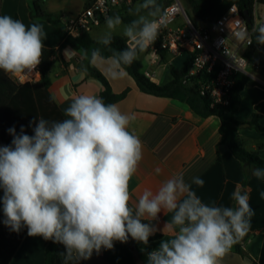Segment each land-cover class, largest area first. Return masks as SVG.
I'll return each instance as SVG.
<instances>
[{
	"label": "clouds",
	"instance_id": "9594fccd",
	"mask_svg": "<svg viewBox=\"0 0 264 264\" xmlns=\"http://www.w3.org/2000/svg\"><path fill=\"white\" fill-rule=\"evenodd\" d=\"M229 11L237 13L236 5ZM129 14L135 18L128 23L118 12L105 17L96 43L110 56L101 47L82 52L91 64L110 61L106 72L112 79L122 78L125 66L138 60L168 25L160 0H137ZM227 27L229 35L218 43L235 63L226 47L230 39L244 49L264 45V23L254 22L249 29L237 15ZM117 33L126 40L124 49L111 47ZM47 35L39 22L0 15V71L24 80L41 64ZM72 51L65 49L64 55ZM62 111L63 119L30 120L32 135L24 125L19 132L10 127L11 143L0 145L2 222L10 231L26 228L29 237L63 245L62 264H80L129 238L148 245L157 232L164 236L158 221L165 212L171 213L165 222L170 238L147 252V264H220L250 232L255 211L241 186L231 193L230 206L206 203L194 189L204 180H186L179 173L133 201L130 181L143 158V143L130 130L134 113L88 93L76 95ZM251 176L264 180V167L252 168ZM260 195L264 199V191Z\"/></svg>",
	"mask_w": 264,
	"mask_h": 264
},
{
	"label": "crops",
	"instance_id": "0c3cea01",
	"mask_svg": "<svg viewBox=\"0 0 264 264\" xmlns=\"http://www.w3.org/2000/svg\"><path fill=\"white\" fill-rule=\"evenodd\" d=\"M42 1L47 12L68 18L77 16L86 6V0ZM56 1L60 2L56 3ZM0 4L2 9L4 8L1 15H11L25 24L39 22L44 25V30L48 34L45 40L46 48L57 50L50 72L52 81L50 92L61 110L66 108L70 100L78 94L88 93L100 96L103 91L100 81L82 71L84 65L89 64L101 71L108 79L114 93L120 94L128 90L127 96L116 104L122 112L136 115L130 130L134 131L143 143V158L137 173L130 181L133 201L145 189L156 191L164 180L179 173H184L186 180H190L192 176H199L204 180L203 187L194 186V189L206 203L214 202L217 205L230 206L233 203L230 199L231 193L241 186L249 193L250 204L255 211L251 230L240 241L246 256L238 254L232 248L220 264H264V199L260 195L264 191V180L251 176V167L250 178L244 186L245 165L226 145L221 144V120L218 116L204 118L186 103L142 92L125 69V75L122 78L112 79L106 72L110 61H97L91 64L83 56L84 50H78L70 45L63 47L65 40L50 22L32 18V5L29 0H0ZM6 7L7 12H5ZM134 7L135 5L130 9ZM61 26L63 28L62 23ZM98 27L90 32L93 38V32ZM65 49L73 51L64 55ZM142 56H146L148 64L144 71L155 70L158 77L155 83L166 84L172 80L169 71L171 64L183 55L173 57L166 54L161 61L157 62L153 53L145 50L139 56V60L144 65ZM253 58L264 60V52L255 54ZM251 67L255 68V74L264 79V64L259 66L255 62L250 64V69ZM157 71L161 72L160 76ZM259 85L257 83L245 86L241 93V105L236 117L240 122L242 144L248 150L257 151L264 159V131H256L249 122L251 116L257 113L258 122L264 126V110H256L258 105L264 104V89ZM262 107L264 109V105ZM157 168L160 169L159 173L155 171ZM2 207L0 202V213H3ZM170 218L171 213L165 212L161 214L158 221V227L165 228L164 236L161 232H157L148 245L139 244L133 240L132 246L143 249L145 252L157 248L162 239L170 238L171 233L165 225ZM48 244L49 241L41 237H29L26 234L9 264H45ZM116 244L120 243L116 242Z\"/></svg>",
	"mask_w": 264,
	"mask_h": 264
},
{
	"label": "trees",
	"instance_id": "16d2710c",
	"mask_svg": "<svg viewBox=\"0 0 264 264\" xmlns=\"http://www.w3.org/2000/svg\"><path fill=\"white\" fill-rule=\"evenodd\" d=\"M186 2L188 15L192 21L209 22L223 15L232 4L237 5L242 14L248 11L253 17L255 5L257 3L263 4L264 0H186ZM88 4L89 0H86V5ZM128 10L126 9L122 12L124 13L122 17L126 23L134 19L133 16L128 14ZM32 18L44 19L50 22L61 37H64L60 16L47 12L42 0L33 2ZM68 45L78 50H90L95 47H101L103 54L110 56V53L104 50L103 46L97 45L90 32L83 33L74 39L65 40L63 47ZM111 47L117 50L124 49L126 40L121 36H114ZM261 52H264V45L257 46L255 43L252 44L246 52L249 63L254 64L256 62L259 66H263V59L254 60L253 58L255 54L259 55ZM56 54V49L45 48L43 60L39 65L41 79L34 84H18L0 71V145H9L11 143L12 137L7 130L12 126H15L17 132H19L20 126L24 125L27 134L32 135V129L28 127V124L36 116H43L50 120L63 119V111L57 105L50 92L52 84L50 72ZM165 55L164 51L161 52L162 58ZM193 56L192 53H186L171 64L169 71L172 80L166 84H157L148 79L144 74V65L139 59L131 66H125L124 69L133 77L142 92L186 103L194 112L204 118L212 115L218 116L221 120V144L226 145L233 155L244 163V186H246L250 178L249 169L251 167H264V159L260 157L257 151L248 150L242 144L240 122L236 116L241 105V93L245 86L256 85L257 83L245 74H238L235 77L229 105L217 104L213 106L210 96H202L198 90L197 82L203 78L202 74L191 79L194 83H184L185 76L188 75L193 63ZM83 67H87L86 73L89 77L95 78L102 83L103 91L100 96L103 97L106 103L116 104L127 96L128 90L120 94L114 93L108 79L97 68L89 64ZM263 105H258L256 110H264ZM249 122L256 131H264V126L258 122L257 113L251 116ZM3 219V213H0V264H9L25 238L27 229H23L20 233L12 232L3 224ZM154 238L150 237L149 241ZM233 249L238 254L246 256L241 243L236 244ZM64 251L63 245L49 241L45 264H62L59 253ZM80 264H147V252L138 249V247L134 248L132 244L120 243L116 244L113 250H105L102 255L94 253L91 259L82 260Z\"/></svg>",
	"mask_w": 264,
	"mask_h": 264
},
{
	"label": "built area",
	"instance_id": "2783aa9c",
	"mask_svg": "<svg viewBox=\"0 0 264 264\" xmlns=\"http://www.w3.org/2000/svg\"><path fill=\"white\" fill-rule=\"evenodd\" d=\"M135 3L136 0H89V4L77 16L60 17L64 29L63 39H74L83 33L91 32L95 27L103 24L105 17L112 15L113 11L120 14L133 7ZM160 3L166 9L168 25L161 29L157 41L146 50L153 53L157 62L161 61L163 51L173 57L192 53L193 63L188 75L185 76L184 83L192 84L194 82L191 79L202 74L203 78L197 82L200 94L209 95L213 106L229 105L235 77L238 74H245L254 80V75L248 72L250 63L246 57L250 46L244 49L233 40L228 41L226 47L235 57V63L225 54L224 47L218 43L229 35L227 27L229 20L238 15L247 23L239 7L236 5L235 14L230 13L231 6L220 17L197 25L190 19L182 0H160ZM254 22L264 23V3L255 5L252 24L247 23L249 29ZM144 74L152 82L157 81L155 70L148 69ZM10 78L18 84H34L40 81L41 73L38 66L24 80L14 76ZM262 85L264 86V83Z\"/></svg>",
	"mask_w": 264,
	"mask_h": 264
},
{
	"label": "rangeland",
	"instance_id": "374dc122",
	"mask_svg": "<svg viewBox=\"0 0 264 264\" xmlns=\"http://www.w3.org/2000/svg\"><path fill=\"white\" fill-rule=\"evenodd\" d=\"M29 1H30L31 5H33V2H34V1H37V0H29ZM38 1H39V0H38ZM59 2H60V1H56V3H59ZM182 2H183V5H184V7L186 8V10H187V12H188V5H187L186 0H182ZM5 6H6V5H5ZM2 11H4V8L2 9L1 4H0V15L2 14ZM5 12H7V7L5 8ZM260 14H262V10H260ZM120 15L123 16L124 13H121ZM193 21H194V23L197 24V25L200 23V22L197 21V20H193ZM125 23H126V22H125ZM104 28H105V25H104V23H103L100 27H98V28L93 32V36H94V38L97 39V37L103 33ZM115 36H121V35H119V34L117 33V34H115ZM121 37H122V36H121ZM142 60H143V62H144V68H147L148 64H147V61H146V56H142ZM254 70H255V68L251 67V69L249 68L248 72H249L250 74L254 75V80L257 81L258 84H260L259 87H261L262 89H264V88H263L264 86L262 85V83H264V79H263L262 77H259L257 74H255V73H254ZM157 74L160 76L161 72H160V71H157Z\"/></svg>",
	"mask_w": 264,
	"mask_h": 264
},
{
	"label": "water",
	"instance_id": "95a60500",
	"mask_svg": "<svg viewBox=\"0 0 264 264\" xmlns=\"http://www.w3.org/2000/svg\"><path fill=\"white\" fill-rule=\"evenodd\" d=\"M116 11H113L111 14L115 13ZM243 17L245 18V20L247 21V23L252 24V16L250 15V13L248 11H246L243 14ZM3 192L2 190L0 191V198H2ZM133 242V240L131 238H129V241L127 242L128 244H131Z\"/></svg>",
	"mask_w": 264,
	"mask_h": 264
}]
</instances>
